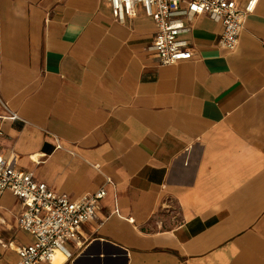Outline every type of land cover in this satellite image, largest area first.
<instances>
[{
  "label": "crops",
  "instance_id": "crops-1",
  "mask_svg": "<svg viewBox=\"0 0 264 264\" xmlns=\"http://www.w3.org/2000/svg\"><path fill=\"white\" fill-rule=\"evenodd\" d=\"M154 31L107 0H0L2 154L54 192L105 189L60 264H264V0L232 50L198 14L193 56L160 64ZM3 196L14 264L32 236Z\"/></svg>",
  "mask_w": 264,
  "mask_h": 264
},
{
  "label": "built area",
  "instance_id": "built-area-1",
  "mask_svg": "<svg viewBox=\"0 0 264 264\" xmlns=\"http://www.w3.org/2000/svg\"><path fill=\"white\" fill-rule=\"evenodd\" d=\"M107 1L113 18L120 22L134 16L140 7L155 27L150 50L158 63L171 64L193 56L192 48L181 34L189 29V21L198 14L218 21L221 24L219 46L234 49L244 17L254 9L257 0L242 4L236 0ZM0 103L5 106L1 100ZM8 117L19 119L13 111H9ZM4 190H9L19 202L17 225L32 236L29 242L14 247V264L50 262L56 250L67 255L66 242H80L81 224L94 217L99 199L105 195L103 187L75 198L54 192L45 182L35 180L30 172L11 163L0 147V196ZM8 246L11 248L10 243Z\"/></svg>",
  "mask_w": 264,
  "mask_h": 264
},
{
  "label": "bare ground",
  "instance_id": "bare-ground-1",
  "mask_svg": "<svg viewBox=\"0 0 264 264\" xmlns=\"http://www.w3.org/2000/svg\"><path fill=\"white\" fill-rule=\"evenodd\" d=\"M64 254L59 251V250H56L51 261H52V264H60V262L64 259Z\"/></svg>",
  "mask_w": 264,
  "mask_h": 264
},
{
  "label": "rangeland",
  "instance_id": "rangeland-1",
  "mask_svg": "<svg viewBox=\"0 0 264 264\" xmlns=\"http://www.w3.org/2000/svg\"><path fill=\"white\" fill-rule=\"evenodd\" d=\"M8 200H9V198L8 197H6V196H3L2 198H1V202H4V204L5 205H8V204H6L7 202H8Z\"/></svg>",
  "mask_w": 264,
  "mask_h": 264
}]
</instances>
